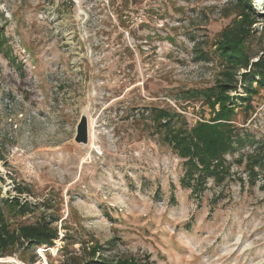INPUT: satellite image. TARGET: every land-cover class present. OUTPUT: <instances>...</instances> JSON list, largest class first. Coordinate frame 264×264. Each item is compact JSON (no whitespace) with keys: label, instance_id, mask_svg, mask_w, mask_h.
Returning <instances> with one entry per match:
<instances>
[{"label":"rangeland","instance_id":"374dc122","mask_svg":"<svg viewBox=\"0 0 264 264\" xmlns=\"http://www.w3.org/2000/svg\"><path fill=\"white\" fill-rule=\"evenodd\" d=\"M76 1L0 0V188L48 205L7 217L42 212L59 236L0 264H264V83L241 85L264 57V0H249L248 69L220 48L245 0ZM229 73L236 88L219 87ZM199 124L246 143L197 189L171 136Z\"/></svg>","mask_w":264,"mask_h":264},{"label":"trees","instance_id":"16d2710c","mask_svg":"<svg viewBox=\"0 0 264 264\" xmlns=\"http://www.w3.org/2000/svg\"><path fill=\"white\" fill-rule=\"evenodd\" d=\"M248 7L240 15L239 20L227 26L226 31L222 33L221 47L222 51H226V56L230 58V61L237 68L248 69L250 57L246 55L245 51L239 46L248 32L249 27L255 22L249 0L244 2ZM263 35V33H262ZM262 55V54H261ZM259 59L253 62L248 72L241 74V84L243 88L249 90L252 82L264 83V57L259 56ZM229 73L226 82L221 83L219 87L226 88L228 86L236 88L233 85V80ZM232 82V83H231ZM213 88L209 91L213 92ZM225 92L228 91L224 90ZM160 110V109H159ZM217 127H206L199 124L197 137L192 142L188 135L177 134L171 136L174 142L172 147L177 150L182 157H188V160L183 162L184 173L182 176V184H187L196 188L203 187L209 177H215L220 179L222 171L218 168H223L224 159L223 153L232 150L233 143H237L239 148L243 147L246 143V139L238 137L236 134L232 135L229 130L219 131ZM173 150V151H174ZM256 151L253 152L251 163H257L259 167L264 165V161H261L257 157ZM0 160L2 156L0 155ZM215 160V161H213ZM0 180L2 178L0 177ZM16 192L20 195L24 192V189L19 188V185L14 187ZM18 196H2V190L0 188V256L12 255L14 252L12 248L18 245L27 248L35 249L40 247H52L54 241L59 238L58 229L54 225L55 218L48 219L52 216H44L42 212L38 213L37 218L32 222H19L16 227L11 226L10 219L7 217L9 209H13L18 215L25 217L27 215H33L36 211H39L43 207H47L45 202L42 204H33L27 201L23 202ZM68 264H80L76 257H71ZM81 264H133L125 261L110 262L106 259L94 260L93 257L88 260H83Z\"/></svg>","mask_w":264,"mask_h":264},{"label":"water","instance_id":"95a60500","mask_svg":"<svg viewBox=\"0 0 264 264\" xmlns=\"http://www.w3.org/2000/svg\"><path fill=\"white\" fill-rule=\"evenodd\" d=\"M89 139L88 135V121L85 115H82L77 126L74 140L78 144H87Z\"/></svg>","mask_w":264,"mask_h":264},{"label":"built area","instance_id":"2783aa9c","mask_svg":"<svg viewBox=\"0 0 264 264\" xmlns=\"http://www.w3.org/2000/svg\"><path fill=\"white\" fill-rule=\"evenodd\" d=\"M69 2H70V4H75V3H77L76 0H69Z\"/></svg>","mask_w":264,"mask_h":264},{"label":"bare ground","instance_id":"6f19581e","mask_svg":"<svg viewBox=\"0 0 264 264\" xmlns=\"http://www.w3.org/2000/svg\"><path fill=\"white\" fill-rule=\"evenodd\" d=\"M88 135H89V131H88Z\"/></svg>","mask_w":264,"mask_h":264}]
</instances>
